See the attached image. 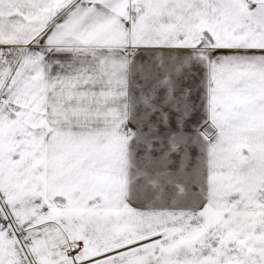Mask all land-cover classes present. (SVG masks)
<instances>
[{
  "label": "snow or ice",
  "instance_id": "1",
  "mask_svg": "<svg viewBox=\"0 0 264 264\" xmlns=\"http://www.w3.org/2000/svg\"><path fill=\"white\" fill-rule=\"evenodd\" d=\"M0 264H264V0H0Z\"/></svg>",
  "mask_w": 264,
  "mask_h": 264
}]
</instances>
